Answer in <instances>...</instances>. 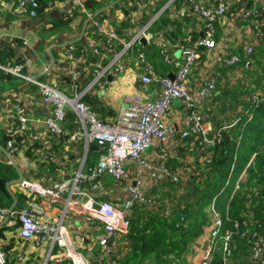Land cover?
<instances>
[{
    "label": "crops",
    "instance_id": "crops-1",
    "mask_svg": "<svg viewBox=\"0 0 264 264\" xmlns=\"http://www.w3.org/2000/svg\"><path fill=\"white\" fill-rule=\"evenodd\" d=\"M84 1L85 0H54L43 16L37 18H8L0 21V47L14 52L12 56L14 62H23L25 64L23 71L26 74H30L45 83L57 85L68 97L77 98L79 93L84 92L83 96H88L89 103L91 104L92 102L96 105L99 117L101 116L100 118L108 122H115L117 120L125 103L124 97L127 94L140 93L147 95L151 99H156L162 93L163 85L161 82L147 84L140 79L143 74H152L153 71H155V66H152L153 64L151 65L149 58H146V62V60L144 61L143 58H140L136 54L126 56L125 53L127 49L124 48V42H131L134 37L145 28L144 31H146L147 35L143 37L145 41H141L140 44L151 48V38L154 37L157 39V61L158 63L161 61L164 62L165 59L167 60L172 57L175 63L169 65L170 67L167 71V75L174 76L177 73V61L180 62L183 59L181 50L185 45L189 43L191 45L193 44V40L190 41L188 38L193 37V39H195V33H192V31L202 35L208 22L206 16L205 18L201 17L198 10V12H195L193 9H190V7H192L190 1L167 0L159 7L155 16H159V14L166 9L172 12H177L176 9H178V20L183 21L186 17H190V20L185 22L183 25L184 29L181 31H178L177 24L175 25L171 21L167 22L164 26L157 25L158 30L154 36L149 30V24L154 20L151 21L148 17L150 15L149 9L155 6L156 0H142L138 3L136 12L134 10L132 14V17L135 19L133 26L127 31L128 34H131V39L124 40V38H120L119 41L123 43V49L113 51V49L108 50L107 34L99 29L96 21L99 23H107L115 27V24H118L127 14L124 13L120 7L113 8V3L123 1V5L128 6L132 3L134 4V2L132 0H99L102 1L101 3L105 6L92 12L85 7ZM227 1L230 6L239 3L243 5V7L237 11V14H233L231 17L226 16V19H224V17L217 19V21H219L216 25L214 24L216 28L215 37L220 34L222 35L220 40L225 48L219 50L221 53H235L238 39H243L245 35L249 36L250 33L248 29L239 27L240 25L236 19L244 8L243 1ZM201 4H203L204 7H215L218 5V0H201ZM76 7L78 8L77 13L70 21L69 27L65 26V28L63 26L65 31L63 34H59L60 31L56 32L51 28L54 20L63 18L64 15L71 13ZM234 9H238V5H236ZM101 11L104 13L100 14ZM171 29L177 32V35L170 33L171 35H175L173 38L166 35L169 34L166 30ZM242 34L244 35L242 36ZM63 52L66 53L63 55ZM197 52L199 55L191 70L192 77L189 82L190 90H197L200 88L199 80L204 70H212L219 66L217 61H214V64L212 62L215 56L214 52H211L212 58L209 61L206 59L205 55L203 56L201 52ZM210 62L211 67L214 65L212 69L209 66ZM229 66L231 65L222 63V65L218 67L221 68L220 77L217 82V85L219 83L220 87V80L226 82L224 75L231 74L229 71H223V68L230 69ZM104 67H108V69L102 72ZM161 67H164V65H161ZM0 69L3 70L2 68ZM236 69L235 75L241 74L240 69ZM66 72L71 74L73 78L78 79L79 91H73L70 85L64 83L62 79H60L61 75ZM232 83L235 82L232 81ZM223 84L225 83L223 82ZM82 97L80 100H82ZM216 98V96H213L211 100H206L209 101L208 110L211 109L212 105L216 106ZM17 106L23 107L29 117L28 124L30 125V135H28L27 138L30 141L35 139L39 140L42 145L41 149L44 147V155L51 150L50 156L47 159L53 161L52 164L55 165L54 168H52L49 160H44L41 156L38 158L37 155L39 151L33 153L35 156L25 157L24 152L27 150V146L25 145L18 155H14L15 163L21 171L23 178L33 179L46 185L51 184L55 179L58 181L71 179L79 171L86 172V160L94 148L92 147L94 143L87 144L84 139L79 141L71 139L72 132L70 130L76 128L78 119L77 112L74 108L71 105L68 106L67 110L74 112V117L69 120L67 117L63 138L60 139L57 135L52 137L47 131L44 119L52 113L54 104L43 98L39 86L34 82L21 76L14 75L13 73L7 71L4 73L2 71L0 75V132L2 129H8L10 118L13 115H17L15 111ZM214 112V120L218 119L219 123H224L227 116H234V114L230 115L222 111L214 110ZM186 115L187 110L181 99L171 102L166 114V124L169 132L167 138L164 140L176 142L183 146L180 153H177L178 157L167 152L162 154V152L158 151L160 147L157 146L153 147L148 153L144 152L153 159L157 158V160L163 164L167 162L169 157L178 160L180 163L177 164L174 160V164H177L176 173L180 180V170L183 169L189 153L187 150V145L189 144L188 140L184 138V140L181 139L183 136L181 134L185 130ZM237 117L238 116H235L229 120L232 121ZM67 128H69V132L66 130ZM77 143L81 145L72 146V144ZM9 149L8 145L6 148L0 146V158L8 159V162L9 157L6 155L7 153H5V150H7V152L11 151V148ZM170 182L171 181L166 178L151 181L149 183L150 187L146 190L149 194H157L159 202L153 209H149L148 205L137 204L136 207H139L138 212H142V214L146 212L147 215H151L154 219H157L153 220L155 222L161 221L163 224L168 222L171 216V208L169 206L170 200L161 193L167 190L168 187L165 184ZM95 183L96 181H86L82 183L83 187H81L90 193L98 194L100 199L118 202V205L122 204L124 197H121V193L124 191L122 182L116 181L113 179V176H105L102 178V187L95 189ZM172 183L173 187L177 188L178 193H180L181 191L179 192V190L181 186H178L179 180L177 182L173 181ZM66 199L67 195L65 194L63 199L49 207V218L54 224H58L59 222L65 223L68 226L69 234L74 245L90 260L95 262L101 256V247L97 242V238L103 235V227L101 223L96 220L84 222L80 215L65 212L64 206ZM131 213L133 214V211ZM138 216L137 214V217ZM162 219H165V222ZM9 225L11 229L4 232L5 235L3 237V233L0 234V244L8 243L3 241H9L8 239L15 237V241L10 244V246L12 245L10 250L12 253V258H10L9 261L10 264H19L17 260L19 254L28 256L27 259L20 264H43L44 259L49 253L51 240L47 238L36 245L35 240L29 241L20 237L18 239V228L13 229L17 223L12 222L11 219L8 218L0 220V232ZM151 227H153L155 236L157 237L158 235L164 236L167 231L170 232L167 226L165 230H163L164 227L160 225L157 226L158 229H155V225ZM194 238L206 242V229L202 228L200 233ZM35 239H41L40 233L35 235ZM116 239L111 241V244H113ZM176 240H178V238H176ZM204 246L205 245L201 246L196 251L190 252V254L187 251L179 254L177 257L171 259L169 264H200L204 254ZM58 251V245L55 244L51 254H57ZM155 256L156 252L152 251L149 258H154ZM155 263L156 261H152V264Z\"/></svg>",
    "mask_w": 264,
    "mask_h": 264
},
{
    "label": "trees",
    "instance_id": "trees-1",
    "mask_svg": "<svg viewBox=\"0 0 264 264\" xmlns=\"http://www.w3.org/2000/svg\"><path fill=\"white\" fill-rule=\"evenodd\" d=\"M19 1L20 0H6V6L1 5L0 1V21L8 18L19 19L28 17L12 12L13 6ZM36 1L37 6L34 8V10H36V16L32 18L45 15L54 0ZM102 1L85 0L84 5L88 10L95 12L105 6L101 3ZM132 1L134 4L132 3L128 6H124L123 1H118L116 2L117 4L113 3V8L120 7L123 12L127 14V16L118 24L116 23L117 26L115 24L117 35L119 38H124V40L131 39V34H128L127 31L131 28V26H133L135 19L132 17V14L134 10L136 12L137 5L142 0ZM166 1L167 0H156L155 6L149 9L150 15L148 19L155 17V13L158 11L159 7H161ZM195 1L201 7L204 6L201 4V0ZM242 1L244 5H247L244 0ZM236 5H238V9H234ZM242 7L243 5L239 3L231 6L229 4L222 17L226 19V16L231 17L233 14H237V11ZM194 8V6L190 7L193 11L198 12ZM77 10L78 8L76 7L71 13L64 15L63 18L54 20L51 28L56 32L60 31L59 34H63L65 32L64 27H69V23L73 16L77 13ZM176 10L178 12V9ZM177 12H172L169 9L161 12V14H159V16L157 15L158 17L156 16L154 21L149 24L150 32L155 36L158 26H164L170 21L175 25L177 24L179 29L178 31L183 30V25L185 22L190 20V17H186L183 21H180L177 19V16L179 15ZM103 13V11L100 12V14ZM198 13L201 17L205 18L204 14L201 12ZM236 19L240 25L239 27H242V29L243 27L248 29V32L250 33L249 36L245 35L243 39L239 38L237 41L235 54L239 56L240 60L229 66L230 69L223 68V71H229L231 74L224 75L226 82L220 80L221 87L218 83V85H216L215 93L212 92L206 97L205 100H211L213 96H216V106L212 105L211 109L208 110L209 101H206L203 102L200 107L201 113L205 116V119H209L213 124V131L209 134V136L215 138L214 144L210 146H197L198 140L203 137L202 135L182 136V140L186 139L189 144L195 143L196 146L193 153H191L192 151H189L187 161L184 164L183 169L180 170L181 180L179 179L178 186H181V189L179 190V192H181L178 193V189L173 187V183L171 181L170 183L165 184L168 188L164 193H161L170 200V219L165 224L161 221L155 222L153 220L157 219H154L151 215H147L146 212L143 214L142 212H138L139 207H136V205L133 206V214H130L131 226L129 232L122 235L120 238L118 237L112 244L114 252L112 259L113 261H117L119 264H152V261H156L155 264H169L171 259L174 257H177L185 251L189 252V249L192 246L191 244L196 239L194 237L200 233L203 226L209 221V211L213 201H215L216 211L221 215L223 220L224 229L233 230L234 232L230 240L229 249L224 250V245L222 243L216 248L212 257L213 264H231V258L237 261L236 264H263L260 261H255L251 258V256H249L250 253H252V249H245V245L248 243L249 234L251 232H259L260 236L264 238V0H259L257 8L246 18L243 19L241 15H239ZM179 21L184 23H180ZM218 21L215 20L214 24L216 25ZM256 31L259 35L253 40V36ZM166 32L169 33L166 35L171 38L177 35V32L172 29L166 30ZM170 33H174L175 35H171ZM192 33H195V39L190 37L188 40H193V44L191 45L189 43L183 48H197V51L201 52L203 56L205 55L208 61L211 60L212 57L209 47L205 44L197 43L203 35L194 31H192ZM243 35L244 34H242V36ZM214 36H216L215 32ZM215 38L218 43L216 50L219 51L220 49H224L225 46L220 40L222 35H217ZM119 40L120 39L118 38H113L110 42L108 41V50L113 49L114 51L123 49V43ZM246 45H250L252 47L251 51L247 52L245 50ZM157 47L158 40L154 37L151 38V48L135 41L127 48L125 55L130 56L136 54L140 58H143L144 61L146 60V62V58H149L151 65L153 64L152 66H155V71H153L152 76L162 79L168 76L167 71L169 70V65H172L175 61H173V58L170 57L167 60L165 59V63L163 61L158 63L156 56ZM13 53L14 52L12 50L10 51L0 47V64H14L15 62L12 57ZM65 53L66 52H63V55ZM215 59L216 57L214 56L212 59L213 64ZM185 60L186 58L183 57L181 61L184 62ZM161 65H164V67H161ZM221 65L213 69V74L216 76L217 82L219 80L221 70V68L218 67ZM209 66L211 67V62ZM236 68L240 69L241 74L235 75V71L237 70ZM2 71L5 73L4 70L0 69V75ZM60 79H62L64 83L70 85L73 91H79V81L78 79L73 78L71 74H68L67 72L63 73ZM232 81L235 83H232ZM157 82L159 83L160 81L153 80L147 84ZM223 82L225 84H223ZM87 97L88 96L82 97V101L86 104L89 103ZM89 107L98 112L96 105L92 102ZM186 110L188 111V109ZM214 110L226 112L228 114L233 112L234 116H227L224 123H219L218 119L214 120ZM235 116L238 117L236 119L234 118V121L229 120ZM67 117L68 120L73 119L74 112L67 110ZM100 119L103 120L102 118ZM19 123L20 120L17 115H13L10 118L9 127L12 126L13 129L1 130L0 146L6 148L8 145V149L14 148L12 153L14 155H18L20 150H22V148L26 145L27 150L24 152L25 157L35 156L33 153L35 151H39L37 155L38 158L41 156L44 160H49L51 164H48L54 168L55 165L52 164L53 161L47 159L50 156L51 150L44 155V147L41 149L42 145L40 144V141L36 139L30 141L27 138L28 135H30L29 124H27L23 133L15 131ZM224 124H226L227 127L222 128L217 134V129L224 126ZM184 129H186V125ZM66 130L69 132V128ZM72 130L70 131L72 132ZM49 134L52 137L57 135L58 138L60 137V139H62L65 133L61 132L59 134ZM9 141L12 143L10 147L8 144ZM73 145L80 146L81 144L77 143L72 144V146ZM159 146L161 147L158 151L162 152V154L167 152L177 157V153H180L183 149L181 144L165 140L160 141V145L157 147ZM92 147L94 148L86 160V172H90L96 167V163L98 162L100 155L106 150L102 149L95 143ZM245 148L248 151L246 153V158L248 160L246 159L244 167L251 160V158L252 161L248 165V175L246 179L240 182L237 187V177L235 178V181H233V171H231V167L234 164V168L236 170L237 165L240 163L239 157H241L244 153L242 150L244 151ZM174 160V158L169 157L167 162L164 163L172 171L176 172V166L180 162L175 160V163L177 164H174ZM20 176L21 171L16 167V165L9 163L8 159L6 160L4 158H0V178L4 179L6 183L11 182L10 189L13 191V193H9L8 195L0 190V208L11 207L14 202V206L19 208L23 207L21 204H28L31 201L41 204L46 203V198L41 197L37 192L21 187L19 182H13L19 179ZM55 181L58 180L55 179ZM126 181L127 180H124L123 182ZM226 193V198L218 204L219 198ZM126 195V191L121 193V197L124 196L123 199ZM148 208L153 209L155 206H148ZM137 214L139 215L138 217ZM3 218L6 217L0 215V220ZM152 225H155V229H158L157 226L160 225L164 227L163 230H165L167 226L169 227L170 232L167 231L164 236L158 235L157 237L155 236L153 227H151ZM15 228H18V224L13 227V229ZM10 229V225L3 228L2 232H0V234L3 233L2 237L5 235L4 232L9 231ZM242 236H244L243 239H241ZM17 238L19 239L18 236ZM176 238H178V240H176ZM8 240L9 241H3L8 243L0 244V248L6 251L8 256L7 264H10L9 261L10 258H12V253L10 251L12 245L10 246V244L15 241V237H11ZM203 245H205L203 249L205 250L207 243L205 242ZM152 251L156 252V256L154 258H149ZM246 255H248V259L244 258ZM95 263L97 264V260Z\"/></svg>",
    "mask_w": 264,
    "mask_h": 264
},
{
    "label": "built area",
    "instance_id": "built-area-1",
    "mask_svg": "<svg viewBox=\"0 0 264 264\" xmlns=\"http://www.w3.org/2000/svg\"><path fill=\"white\" fill-rule=\"evenodd\" d=\"M0 1L1 5L6 6V0ZM188 1L195 7L194 9L204 14L208 19L203 36L197 43L209 47L210 52L215 53L216 59L214 61H217L219 65L222 63L232 65L239 61L240 58L235 53H221L216 50L218 43L214 36L216 29L214 22L222 18L228 6V1L218 0V5L215 7H201L195 0ZM244 1L247 5L245 4L239 13L243 19L257 8L259 0ZM36 6V0H20L13 6L12 12L34 17L36 16V10H34ZM96 24L101 31L107 34L109 42L113 38L120 39L114 26L98 21H96ZM144 29L131 42H124V48L127 49L135 41L141 42V38L147 35ZM258 35L259 33L256 31L253 40ZM251 49L250 45L245 46L247 52ZM181 54L186 60L184 62L177 61L178 70L174 76L168 75L159 79L147 73L140 77L144 83L153 80L160 81L163 85L161 95L156 99H151L140 93L127 94L124 97L125 103L115 122L101 120L95 110L80 100L84 92L79 93L77 98H70L58 86L45 83L30 74H26L23 71L25 67L23 62L0 64V68L3 70L37 84L43 98L54 104L52 113L44 119L49 133L59 134L65 131L67 109L71 105L78 115L77 125L71 133V139L74 141L84 139L87 144L95 143L102 149H106L100 155L96 167L92 171H79L71 179H63L55 181L51 185H45L39 181L22 177L19 181L20 186L37 192L41 197L46 198V203L41 204L31 201L26 207L22 208L14 205L0 208V215L18 224V237L29 241L35 240L36 245L47 238L51 240L49 253L43 264H96L74 245L68 226L65 223L54 224L49 218V207L63 199L65 194L67 195L64 206L65 212L80 215L84 222L96 220L103 227V235L97 238V242L101 247V256L97 259V264H119L112 259L114 252L111 241L129 232L131 226L130 213L133 206L137 204L155 206L159 202L157 194L147 192L146 189L150 187L149 183L162 178L169 179L172 182L179 180L176 172L158 161L157 158L153 159L144 154L148 146L156 147L160 145V141L167 138L169 129L166 124V114L172 101L181 99L186 109H188L185 118L186 129L182 132V135H202L203 137L198 140L197 146L214 144L215 138L209 136L213 131V124L209 119H205L200 107L210 93H215L217 78L213 74L212 68V70L206 69L200 76V88L190 90L191 70L199 53L197 48H183ZM107 69L108 67H104L102 72ZM15 111L20 120L15 131L23 133L27 127L29 117L23 107L17 106ZM225 127L227 125L219 127L216 131L217 134ZM8 129L12 130L13 127L10 126ZM9 145H12L10 141ZM187 146L188 151L193 153L196 144L190 143ZM13 151L14 148L7 152L9 162L15 161ZM251 161L252 158L238 175L237 187L240 182L246 179L248 175L247 168ZM231 171H235L234 164ZM106 175L113 176V179L122 182L127 195L121 205L100 199L98 194L90 193L81 187V182L96 181L94 188H100L102 187V178ZM124 180L127 181L123 182ZM203 229H206L205 239L207 245L200 264H213L212 257L216 248L222 243L224 250L229 249L230 240L234 233L233 230L224 229L221 215L216 211L215 201H213L209 211V221L203 226ZM37 233L41 235L40 240L35 239ZM257 235L258 238L253 242L252 253L249 256L264 264V238L260 236L259 232H257ZM258 240H260L259 244H257ZM203 243L205 242L195 239L188 253L198 250L203 246ZM55 244L58 245L59 251L53 255L51 252ZM27 257L24 254H19L17 259L19 264L23 263ZM7 261L6 251L0 248V264H7Z\"/></svg>",
    "mask_w": 264,
    "mask_h": 264
},
{
    "label": "rangeland",
    "instance_id": "rangeland-1",
    "mask_svg": "<svg viewBox=\"0 0 264 264\" xmlns=\"http://www.w3.org/2000/svg\"><path fill=\"white\" fill-rule=\"evenodd\" d=\"M246 76V75H245ZM233 114V112H231L230 113V115H232ZM152 149V146L150 145V146H148L146 149H145V153H148V152H150V150ZM242 152H244L242 155H241V157H239V159H240V163H239V161H238V165H237V168H236V170L233 172V176H232V178H233V181H235V178L237 177L238 178V175L241 173V171H242V169H243V167H244V165H245V161H246V157H247V155H246V153L248 152L247 151V149L245 148L244 149V151L242 150ZM253 157V156H252ZM248 160V159H247ZM226 196H227V193L225 194V195H222V197H220L219 198V200H218V204H220L223 200H224V198H226ZM243 237L244 236H242L241 237V239H243ZM257 238H258V235H257V232H251L250 234H249V238H248V243L245 245L246 247H245V249H247V250H250V249H252L253 248V242L254 241H256L257 240ZM259 239H260V237H259ZM260 243V240H258V243L257 244H259ZM244 258H247L248 259V255H246V257L244 256ZM236 260H234L233 258H231V264H236Z\"/></svg>",
    "mask_w": 264,
    "mask_h": 264
},
{
    "label": "water",
    "instance_id": "water-1",
    "mask_svg": "<svg viewBox=\"0 0 264 264\" xmlns=\"http://www.w3.org/2000/svg\"><path fill=\"white\" fill-rule=\"evenodd\" d=\"M141 41H145V39L144 38H141ZM5 153H7V150H5ZM13 163L18 168V166L15 163V161H13ZM22 177L23 176L21 175L19 179H17L16 181H13V182H19ZM10 185H11V182L6 183L4 179L0 178V190L3 191L5 194H8L9 195V193H13V191L10 189ZM21 206L26 207L27 204H21Z\"/></svg>",
    "mask_w": 264,
    "mask_h": 264
}]
</instances>
